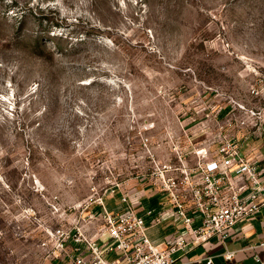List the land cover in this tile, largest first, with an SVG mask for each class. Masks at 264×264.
I'll use <instances>...</instances> for the list:
<instances>
[{
	"label": "rangeland",
	"instance_id": "374dc122",
	"mask_svg": "<svg viewBox=\"0 0 264 264\" xmlns=\"http://www.w3.org/2000/svg\"><path fill=\"white\" fill-rule=\"evenodd\" d=\"M259 106L264 0H0V264L148 193L145 141L167 159L172 133Z\"/></svg>",
	"mask_w": 264,
	"mask_h": 264
},
{
	"label": "built area",
	"instance_id": "2783aa9c",
	"mask_svg": "<svg viewBox=\"0 0 264 264\" xmlns=\"http://www.w3.org/2000/svg\"><path fill=\"white\" fill-rule=\"evenodd\" d=\"M199 124L197 130L204 136L197 141H191L185 130L171 134L172 155L167 159L157 156L144 142L150 155L148 185L159 195L155 207L140 210L129 193L120 192L122 206L113 211L99 197L97 212L90 209L81 220L48 232L40 242L46 257L65 258L67 264L201 262L183 261L182 257L212 236L223 240L239 222L264 206V166L249 158L243 147L248 136L264 128V107L248 109L240 118L228 116L225 121L210 112ZM183 139L189 146L180 144ZM168 211L175 215L183 233L164 245L153 243L146 229L159 223ZM256 246H264V242L251 245ZM110 253L113 256L109 257ZM223 257L229 261L233 252L225 251ZM253 258L256 264H264L258 253ZM205 264H212L210 256L205 257Z\"/></svg>",
	"mask_w": 264,
	"mask_h": 264
},
{
	"label": "crops",
	"instance_id": "0c3cea01",
	"mask_svg": "<svg viewBox=\"0 0 264 264\" xmlns=\"http://www.w3.org/2000/svg\"><path fill=\"white\" fill-rule=\"evenodd\" d=\"M243 147L249 158L264 166V128H262V131L248 136ZM138 194V199L132 201L137 202L140 210L157 205L159 195L151 191ZM114 198L115 196H108L105 203L113 211L120 209L122 206L119 196L115 198L117 201ZM149 218V216H146L147 221H149ZM178 233H183V230L171 211L162 215L159 223L150 225L146 229L149 239L160 245L171 241ZM261 242H264V206L255 214L239 222L223 240L218 236H212L207 241L194 245L183 255L182 259L183 261L200 259L201 262L199 263L188 262L187 264H205V257L210 256L212 264H256L253 255L258 253L260 258L264 259V246L251 247V245H257ZM225 251L233 252L231 260L226 261L224 259L223 253ZM111 256H113V253L109 254V257ZM45 264H67V261L65 258H56L47 260Z\"/></svg>",
	"mask_w": 264,
	"mask_h": 264
},
{
	"label": "trees",
	"instance_id": "16d2710c",
	"mask_svg": "<svg viewBox=\"0 0 264 264\" xmlns=\"http://www.w3.org/2000/svg\"><path fill=\"white\" fill-rule=\"evenodd\" d=\"M39 42H40V39L39 40H36L35 48H40V47L42 48V47H44V46L40 45Z\"/></svg>",
	"mask_w": 264,
	"mask_h": 264
}]
</instances>
